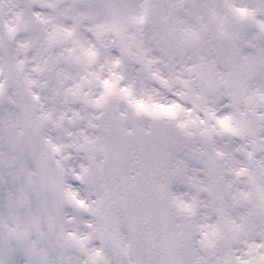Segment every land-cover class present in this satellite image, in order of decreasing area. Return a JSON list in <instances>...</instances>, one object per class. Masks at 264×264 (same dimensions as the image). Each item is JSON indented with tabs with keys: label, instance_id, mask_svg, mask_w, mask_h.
I'll use <instances>...</instances> for the list:
<instances>
[{
	"label": "snow or ice",
	"instance_id": "1",
	"mask_svg": "<svg viewBox=\"0 0 264 264\" xmlns=\"http://www.w3.org/2000/svg\"><path fill=\"white\" fill-rule=\"evenodd\" d=\"M0 264H264V0H0Z\"/></svg>",
	"mask_w": 264,
	"mask_h": 264
}]
</instances>
